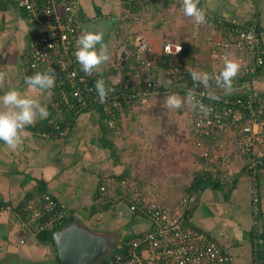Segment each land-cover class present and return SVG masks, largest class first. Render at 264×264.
Segmentation results:
<instances>
[{"label":"crops","instance_id":"obj_1","mask_svg":"<svg viewBox=\"0 0 264 264\" xmlns=\"http://www.w3.org/2000/svg\"><path fill=\"white\" fill-rule=\"evenodd\" d=\"M79 1L81 33L86 24L92 27L101 25L98 29L104 32V43L111 48L110 58L117 55L120 65L132 55L128 47H133L134 39L147 40L149 50H152L149 55L160 58L164 50V44L160 45L161 49L158 46L160 33L143 30L141 26L148 14L154 17L150 18L151 27L162 25L172 31L175 26L173 21L178 5L174 6L173 1H166L162 6L156 0ZM199 7L208 16L219 19L254 21L261 31L264 51V0H200ZM185 18L188 21L192 19ZM136 19H141V22H135ZM102 22L106 24L105 28H102ZM122 25L126 26L125 30ZM202 26L201 33H193L190 26L183 32L187 36L181 39L186 43H181L178 35L175 38L171 36L170 41L187 49L186 55L193 57L195 70L212 74L223 67V61L213 56L212 41L226 34L212 27L211 23L206 22ZM131 31H137L134 39ZM196 33L199 38L192 39V34ZM34 39L35 31L25 12L0 3V71L6 72L0 95L14 88L26 96L38 98L48 109L55 99L56 88L43 92L31 90L21 76L23 53ZM114 39L116 44L117 39L120 41L115 50L110 46ZM170 41L166 39L165 42ZM203 46L206 49L199 55L198 51ZM122 51L125 52L123 63ZM183 59L185 66L192 62L188 58ZM110 66L109 60L100 72L107 73ZM131 66L134 67L133 64ZM163 76L160 72L158 77ZM125 78L124 75V83L128 85L143 84L133 74L126 78V82ZM252 83L264 107V64L254 75ZM166 84L168 81L164 85L160 83L159 90ZM211 88L224 92L216 84ZM228 95H239L234 82ZM156 97L150 96L145 102L127 105V110H121L108 132H103L98 111L85 110L75 114L64 137H42V119H38L25 129L23 143L16 150L9 149L0 141V206L11 207L0 212V264H58L53 243H42L37 235L32 236L20 223L18 208L41 190L52 194L64 206L68 219L77 220L88 229L102 233L118 229L124 234L134 235L146 232L150 221L130 208L133 203L156 201L171 211L182 212L184 199L192 197L186 222L205 231L228 252L232 256L229 264H264V146L254 148L262 163L256 180L252 181L245 167V158L238 155L234 146V134H226L219 150L229 171L241 169L233 182L228 183L230 189L223 191L208 185L191 188L198 180L197 175L203 174L197 149H190L187 145L186 140L191 135L189 126H186L188 133L175 134L174 114L161 113L163 106L166 107L164 103L160 105L162 111L157 112ZM65 113L61 115L66 117ZM187 120L185 117L184 125ZM237 129L234 127V131ZM254 184L260 200L259 233L263 238L256 255H253L255 240L251 216V189ZM100 185L105 186L104 193L100 192Z\"/></svg>","mask_w":264,"mask_h":264},{"label":"built area","instance_id":"obj_2","mask_svg":"<svg viewBox=\"0 0 264 264\" xmlns=\"http://www.w3.org/2000/svg\"><path fill=\"white\" fill-rule=\"evenodd\" d=\"M182 6V0H174ZM25 12L35 31V39L25 50L21 59V76H32L36 72L46 71L50 66L55 70L57 80L55 88L59 91V100L54 106L64 104L75 114L84 108L95 110L101 107L104 113L111 114L108 125L113 126L123 105L145 102L152 95L159 93V82L146 80L135 91H129L120 73H94L87 76L76 61L74 52L76 40L81 34L78 13L79 0H0ZM50 13V14H48ZM208 16V15H206ZM210 17V16H208ZM207 17V18H208ZM222 24L225 37H216L211 44L213 56L223 61L227 55L240 63V71L234 79L239 95L228 96L214 88L199 89L191 87L197 98L212 111L207 117L199 110H189L191 122L190 133L193 137L200 161L201 174L221 183H232L241 169L229 171L227 161L221 154L224 136L234 134V146L238 155L244 157L245 167L252 181L257 178L258 167L262 163L254 148L264 146V107L260 104L253 86V77L264 64V51L261 46V31L256 30L254 21L243 22L235 18L217 19ZM228 25V26H227ZM52 45L51 48L48 46ZM145 50H141L144 46ZM179 46L170 42L164 44V51L177 54ZM135 68L147 71L150 62L145 55L149 46L142 39L134 42ZM179 53V52H178ZM223 67L212 73L218 74ZM104 79L106 85L114 87L106 103L101 104L95 91V81ZM238 80V81H237ZM214 81V80H213ZM189 90V89H188ZM187 90V91H188ZM186 91V93H187ZM214 92L220 97L218 101L208 97ZM203 94V95H201ZM66 109V110H67ZM97 110V109H96ZM64 116L52 117L50 131H42V137H64L69 125L61 126L59 120ZM234 127H238L234 131ZM239 169V170H238ZM105 186L99 190L104 193ZM251 193V216L253 226V255H256L263 238L260 236V200L254 184ZM192 197L184 199V210L190 209ZM193 202V201H192ZM130 208L150 221V228L130 242L127 255L119 252L106 256L104 264H229L232 256L224 251L205 231L197 229L184 219L182 212L171 211L156 201L146 204L133 203ZM11 209L0 206V212ZM21 226L32 236L44 230H57L65 224L64 206L48 193L34 194L18 208Z\"/></svg>","mask_w":264,"mask_h":264},{"label":"clouds","instance_id":"obj_3","mask_svg":"<svg viewBox=\"0 0 264 264\" xmlns=\"http://www.w3.org/2000/svg\"><path fill=\"white\" fill-rule=\"evenodd\" d=\"M200 0H182V12L185 17L193 19L195 24L202 25L207 22L206 12L199 7ZM50 14V13H48ZM76 50L74 52L76 61L81 67V71L87 76L99 73L102 65L110 59L108 46L104 43V32L98 27H90L82 31L76 40ZM49 48L52 45L48 46ZM146 45L141 49L145 50ZM181 47L177 48V53ZM240 63L229 56L224 57L222 70L213 76L202 70H191L190 75L197 85H203L205 89L211 87L210 81L229 93L233 87V81L240 71ZM6 72L0 71V86L5 82ZM57 76L52 67L46 71L36 72L32 76L24 78L25 84L31 90L41 92L50 90L55 86ZM170 84L171 81H168ZM114 87L106 85L104 79L95 81V91L101 104L106 103L109 93L113 92ZM203 95V94H201ZM208 97L211 100L218 101L220 97L214 92H209ZM164 104L168 109H180L187 107L189 110H199L203 116L210 115L212 109L204 105L197 98V93L189 89L186 96L182 97L177 93L168 94L164 99ZM49 116L46 106H42L38 98H33L22 94L16 89H9L3 95H0V141L11 150H16L23 143V134L26 128L35 124L38 119H46Z\"/></svg>","mask_w":264,"mask_h":264},{"label":"trees","instance_id":"obj_4","mask_svg":"<svg viewBox=\"0 0 264 264\" xmlns=\"http://www.w3.org/2000/svg\"><path fill=\"white\" fill-rule=\"evenodd\" d=\"M166 1H172V0H156L157 4L159 6L166 4L167 3ZM2 4H4V3H2ZM207 17L208 16H206V20L208 23H211L212 27L216 28L217 30H219V29L222 30L221 22L216 21L219 18L213 17L211 15H210V17H208V18ZM256 30L260 32V29L258 26H256ZM225 31H226V29L223 31V33ZM128 48H129V51H132V55H130L127 58V61L123 65L118 64V65H114L113 67L111 65L109 68L110 72L112 71L113 73H120L123 76V78H124V75L126 78H128L131 74V71L134 72V69L136 70L135 63H134V55H133L135 52L134 45H133V47H128ZM186 50L187 49H185V48H181V51L179 52V54L178 53L177 54H170V53H166L163 50L160 58H154V57L146 54L145 58H146L147 62L151 63L150 64L151 66H150L149 70H147V71L141 70V73L138 77H140L142 82H145V80L147 78L146 73H148L149 76H148L147 80H156L157 82H159V84L161 83V85H164L167 81H169V78L171 75H173L174 70H176L175 76H177V78H176V84H175L176 87L175 88L179 89L178 90L179 93H182V91L184 93L188 89H190L191 87L199 89L203 85L194 84V82L191 78L190 71L194 69V67L192 65L194 63V61H192L193 57H191V55H186V52H185ZM184 57L188 58L192 61L191 64H189L190 67H189V65L185 66L186 62H183ZM131 64L134 65L133 68H132ZM160 72H163V74H164V76L162 78L158 77ZM208 73H209V71H208ZM126 78H125V82H126ZM124 85H126V89L129 91L130 90L135 91L136 89H138L140 87V86H137L134 84L128 85V83H124L121 86L123 87ZM210 85L212 87H214L215 82L213 80H211ZM223 93L225 94V92H223ZM226 95H228V93ZM59 96H60V93L56 89L54 100H59L60 99ZM228 96H230V95H228ZM230 97H232V96H230ZM133 103H130L128 105H133ZM127 107H128L127 105H123L122 110L123 109L127 110ZM66 109L67 108L64 104L61 103L60 108H58V107L54 106V102H53L52 105L50 107H48V109H47V111L49 112V116L46 119H42L40 122V124L42 125V131L52 130V126H51L49 120L54 116H58L59 114L60 115L64 114V112H67V113H65V115H67V116L63 117V119L59 120V123L61 126H66L67 124L70 125V122L72 121L73 117L75 116V113L73 111H69L68 109L67 110ZM96 109L95 110L98 111L101 115V122H102L101 126L103 129V132H108L109 131V125L107 122H108V119H110L112 117V115L108 114V113H104L101 110V107H97ZM85 110H93V109L84 108L81 111H85ZM81 111L77 112L76 114L80 113ZM36 126L37 125H35L33 128H35ZM197 179H196L197 181H195V183H193V186H191V188L192 187L193 188L194 187L203 188V187L208 185V186H213L217 189H223V191H224L225 189L228 190L231 187L230 185H228V183H221L219 181L211 180L210 177L207 175H201V176L197 175ZM42 192H43L42 190L38 191L37 194L42 193ZM189 212H190V209L188 211H186L184 214L185 222H186V217L189 215L188 214ZM143 216H145V215H143ZM67 220H68V218L66 216L65 224H66ZM53 231H55V230H44V231L40 232L37 235L38 240L41 241L42 243L52 242ZM115 231L117 232L116 243L113 246L112 250L109 252L108 256L114 252H119L122 255L126 256L128 253V249L130 247V245H129L130 242L133 239L139 237L141 235V233L134 235V234H127V233L124 234V233H122V231H119L118 229H115ZM260 246H262V245H260ZM106 259L107 258L104 257V258L100 259L96 264H104Z\"/></svg>","mask_w":264,"mask_h":264},{"label":"rangeland","instance_id":"obj_5","mask_svg":"<svg viewBox=\"0 0 264 264\" xmlns=\"http://www.w3.org/2000/svg\"><path fill=\"white\" fill-rule=\"evenodd\" d=\"M173 1V5L174 6H177L178 5V7H176L177 8V11H175V17H174V21H173V24L175 25L173 28H172V31H171V28H169V27H165V26H157V27H151L150 25H149V23H150V18L152 17V16H150L151 15V13L150 14H148L149 16L146 18V19H144L143 20V22H142V24H141V26H143L142 27V29L143 30H149V31H151V32H158V33H160L159 34V36H158V46H159V48L161 49V46L160 45H163V44H165V43H167V42H165L166 41V39H169V41H170V37L172 36V37H174L175 38V36H179V38H180V42L181 43H186V40L185 39H181L182 37H185V36H187V34L186 35H184L183 34V32H185L186 31V29L190 26L191 27V31H193V33L196 31V32H198V33H201V32H203V26L201 25V26H197V24H195V22L193 21V19H189L190 21H188L185 17H182L181 15H183V12H182V7H181V5L180 4H178L176 1H174V0H172ZM180 6V7H179ZM160 13V12H159ZM162 14H163V12L161 13V16H162ZM144 17H146V16H144ZM154 17H152V19H153ZM141 19H136V20H134L135 22L136 21H138L139 23L141 22L140 21ZM151 23H153V22H151ZM154 24V23H153ZM152 24V25H153ZM90 27H92V26H90L89 24H86L84 27H83V29L85 30V29H87V28H90ZM99 27H101V25L100 26H98V28ZM105 28L106 27V24L104 23V22H102V28ZM124 30H125V27L126 26H121ZM129 29V27L127 28V30ZM137 33V31H131V35H132V39H134V37H135V34ZM164 34V35H163ZM193 37H198L199 38V36H197V33H196V35H194V34H192V39H193ZM108 38H110V37H108ZM187 39V38H186ZM104 40H106L105 39V37H104ZM135 41L137 40V39H134ZM108 41V40H107ZM116 40L114 39L113 41H112V43H110V46L111 47H113V49L114 48H118V46H119V40L117 39V44H116V42H115ZM134 41V42H135ZM202 42H203V40H201ZM145 42H147L148 43V41L147 40H145ZM154 42H156L155 41V39H154ZM170 43H172V44H174V45H177L178 43H174V42H172V41H170ZM115 44H116V46H115ZM148 46H149V43H148ZM151 46H152V44H151ZM163 48H164V46H163ZM202 48H204V49H202ZM108 49H109V54H110V56H111V48H109L108 47ZM202 49V50H201ZM201 49L198 51L199 53V55H200V52L201 53H204V50L206 49V46H203V47H201ZM115 50V49H114ZM147 52V55H149V53L151 52L152 53V50H149L148 49V51H146ZM120 56V55H119ZM150 56V55H149ZM198 59V58H197ZM110 62H111V65H112V67L114 66V65H118V60H119V58L117 57V55H115L114 57H111L110 59ZM200 63H202V62H200ZM106 64V63H105ZM104 64V65H105ZM102 67H103V65H102ZM109 71H110V69H109ZM175 71L176 70H174V72H173V76H170V78H169V81H171V83L169 84H166V88H163V89H160V91H159V93H157L155 96H158V97H156L157 98V100H156V102H155V104H157V105H159L158 106V109H157V112H161L162 111V108H160V105L161 104H163L164 103V99H165V97L168 95V94H172V93H177V94H179L180 96H182V97H184V96H186V92H184L183 93V91H182V93H179L178 92V88H175L176 87V78H177V76H175L176 74H175ZM179 71V70H178ZM140 73H141V70L140 69H134V72H132L131 71V74H133L134 76H136V78L140 75ZM131 74H130V76H131ZM140 78V77H139ZM178 84V83H177ZM152 96H154V95H152ZM165 105V104H164ZM165 108V109H164ZM147 109H149V107H147ZM169 113V114H174V130H175V134H177V135H182V134H185V131L188 133V131L186 130V128L189 126V130H191V122L189 121V120H187L186 121V125H184V122H185V117H186V119H187V117H189L190 118V111H189V109L187 108V107H182V108H180V109H175V110H172V109H166V107H164L163 106V111L161 112V113H163V114H165V113ZM181 122H183V123H181ZM187 126V127H186ZM191 134V133H190ZM187 141V145L189 146V148L190 149H193V148H196L195 147V145L193 144V137H192V135H189V138L186 140ZM193 153V152H192ZM199 161V160H198ZM103 233H111V232H103ZM111 234H113L115 237H117V232L116 231H113Z\"/></svg>","mask_w":264,"mask_h":264},{"label":"water","instance_id":"obj_6","mask_svg":"<svg viewBox=\"0 0 264 264\" xmlns=\"http://www.w3.org/2000/svg\"><path fill=\"white\" fill-rule=\"evenodd\" d=\"M121 59L123 63L124 51ZM52 243L58 264H96L112 250L116 237L88 229L77 220L68 219L62 228L53 231Z\"/></svg>","mask_w":264,"mask_h":264}]
</instances>
